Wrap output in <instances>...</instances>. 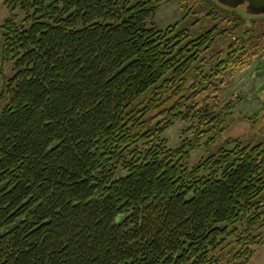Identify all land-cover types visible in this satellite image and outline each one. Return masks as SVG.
Returning a JSON list of instances; mask_svg holds the SVG:
<instances>
[{
	"label": "trees",
	"instance_id": "16d2710c",
	"mask_svg": "<svg viewBox=\"0 0 264 264\" xmlns=\"http://www.w3.org/2000/svg\"><path fill=\"white\" fill-rule=\"evenodd\" d=\"M163 1L3 0L27 26L12 13L0 32V63L13 70L0 90V264L252 257L264 136L217 143L244 98L221 105L220 83L262 50L259 26L214 9L196 36L186 17L148 25ZM176 120L190 124L170 148L163 133Z\"/></svg>",
	"mask_w": 264,
	"mask_h": 264
},
{
	"label": "rangeland",
	"instance_id": "374dc122",
	"mask_svg": "<svg viewBox=\"0 0 264 264\" xmlns=\"http://www.w3.org/2000/svg\"><path fill=\"white\" fill-rule=\"evenodd\" d=\"M213 9L222 17H224V14H237L246 24L255 19L254 28L259 26L258 31L262 37L258 46H262V50L256 48L257 52L250 59L249 65L243 70H236L231 75H224L222 83H220L221 90L219 93L221 105L229 101L232 96H243L244 98L240 99L234 112L230 116H226L227 129L220 136L217 144L224 143L228 138H238L242 142L253 141L264 136V18L244 15L245 12L240 8H236L231 12L230 9L219 6L213 0H165L157 6L156 10L146 19V22L150 26L164 28L168 24L186 17L181 25H184L192 35L196 36L210 28L211 23L206 15ZM12 13L15 15V20L19 25L27 26V23L23 22L24 12L15 9ZM12 13L9 12L3 0H0V32L4 21ZM225 23H220L219 27L222 28ZM254 51L255 48L252 49V52ZM259 66L260 68L258 69ZM12 74L13 70L10 62L0 63V89L1 83L3 81L6 82ZM6 101L5 95H2L0 97V111ZM189 124L190 122L186 120H176L163 133V136L168 141V147L174 148L180 144L184 136L183 130ZM218 145L210 146L208 149H205V146H199L192 151L189 164L193 165L202 156L214 152ZM237 227L241 228L239 224H237ZM257 233H260L259 242L248 246L253 254L246 264H264V228H261ZM234 236L235 234L227 237L225 244L236 239Z\"/></svg>",
	"mask_w": 264,
	"mask_h": 264
},
{
	"label": "water",
	"instance_id": "95a60500",
	"mask_svg": "<svg viewBox=\"0 0 264 264\" xmlns=\"http://www.w3.org/2000/svg\"><path fill=\"white\" fill-rule=\"evenodd\" d=\"M219 6L233 11L240 8L244 15L264 18V0H213Z\"/></svg>",
	"mask_w": 264,
	"mask_h": 264
},
{
	"label": "flooded vegetation",
	"instance_id": "af4514ba",
	"mask_svg": "<svg viewBox=\"0 0 264 264\" xmlns=\"http://www.w3.org/2000/svg\"><path fill=\"white\" fill-rule=\"evenodd\" d=\"M3 82L1 83V88H2ZM1 90V89H0Z\"/></svg>",
	"mask_w": 264,
	"mask_h": 264
}]
</instances>
